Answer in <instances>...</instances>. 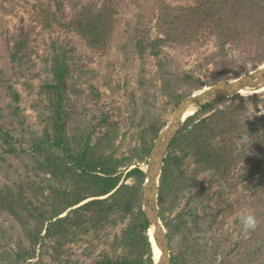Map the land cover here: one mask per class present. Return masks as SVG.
Listing matches in <instances>:
<instances>
[{"label": "rangeland", "instance_id": "rangeland-1", "mask_svg": "<svg viewBox=\"0 0 264 264\" xmlns=\"http://www.w3.org/2000/svg\"><path fill=\"white\" fill-rule=\"evenodd\" d=\"M202 1L0 0V83L10 84L20 96L15 103L0 88V127L12 132L15 146L23 151L17 156L0 147V195L7 186L14 189L22 179L27 180V173L36 178L30 133L41 136L53 129L42 117V109L35 108L40 101L43 107L50 103L42 87L50 84L46 71L53 49H61L67 66L60 85L63 103L59 126L63 135L72 137L86 130L95 144L102 135L111 134L117 158L133 156L132 167L137 164L145 170L149 159L139 158L138 154L143 141L151 142L149 133H143L151 120L157 117L170 123L176 109L174 97L190 90L183 81L184 74L210 84L215 69L213 43L205 47L194 44L164 47L165 57L168 55L172 63L167 68L170 73H162L158 58L150 51L151 42L162 35L159 18L167 7L178 12ZM83 8L109 11L113 16L115 30L106 51L92 50L74 31L72 22ZM45 9L57 15L52 29L39 23L41 16H48ZM58 22L71 26L59 28ZM135 28L142 29L138 39L147 48L145 59L126 47ZM257 94L262 95L253 99V94H248L222 108L243 104L241 125L250 122L252 127L264 129V91ZM233 137V155H239L246 149L247 141L243 133ZM224 138H218L220 143ZM174 154L182 158L174 171L176 178H181L177 182L181 186L182 180L188 187L176 202L174 195L169 197L168 206L170 209L174 203L173 217L182 211L189 226L170 243L171 255L187 254L188 264H264V168L258 169L255 159H243L240 154L242 158L238 157L226 180L213 170L202 171L193 155L181 154L179 150ZM248 213L255 214L259 225L256 230L245 232L240 218ZM122 227L107 226L99 233L101 238L78 234V240L65 246L62 262L53 250L55 240L45 239L31 264H67V259L69 264H96L100 252H111L105 242L112 243ZM20 241L28 246L19 224L8 213L0 215V264H5L2 260L8 254L16 253Z\"/></svg>", "mask_w": 264, "mask_h": 264}, {"label": "trees", "instance_id": "trees-1", "mask_svg": "<svg viewBox=\"0 0 264 264\" xmlns=\"http://www.w3.org/2000/svg\"><path fill=\"white\" fill-rule=\"evenodd\" d=\"M174 11L165 8L158 23L162 35L150 45L151 55L158 58L162 73L168 75L170 71L167 68L172 63L168 55L165 57L164 47L194 44L205 47L213 43L216 49L211 83L190 73L184 74L183 81L190 90L174 97L175 107L206 86L235 79L264 64V0H203L196 7ZM44 13L48 16H41L39 23L46 29H52L57 15L48 9ZM113 22L109 11L83 8L72 25L92 50L104 52L115 30ZM70 26L69 23L58 22L59 28ZM139 34L142 35V29L135 28L126 47L145 59L147 48L138 39ZM50 61L51 65L46 71V80L50 84L42 87L50 103L43 107L40 101L35 108L42 109V117L48 120L47 125L53 129L41 136L30 133L32 159L36 163L32 170L36 178L27 173V180L22 179L14 189L7 186L0 195V215L8 213L19 224L28 246H23V241H20L16 253L8 254L2 262L31 264L38 247L45 244V239L55 240L53 250L62 262L65 246L71 244L78 234L101 238L98 235L107 226H123L112 243L105 242L111 252H100L96 264H155L150 224L143 211L147 179L145 170L137 164L132 167L133 156L117 158V151L111 144L114 137L111 134L102 135L95 144H92L93 137L86 130L72 137L63 135L59 126L63 103L60 85L67 74V66L60 48L53 49ZM5 84L0 88L8 92L13 102L18 103L20 96L17 91L10 84ZM261 95L253 94L250 98L258 99ZM241 97L223 98L203 106L171 145L160 179L158 197L160 217L170 243L189 226L182 211L173 217L174 203L170 209L168 206L169 197L174 195L176 202L188 187L182 180L181 186L177 182L181 178H176L174 171L182 158L174 154L176 150L184 155H193L202 171L213 170L221 179H229L238 157L242 158L240 154H243V159H255L258 169L264 168V129L252 127L250 122L248 125L242 122L241 125L240 116L245 111L243 104L222 108L225 103ZM166 125L161 118L151 120L149 128L143 132L149 133L151 142L143 141L139 158L149 159L153 142ZM239 133H243L247 141L246 149L239 155H233V135L236 137ZM222 136L226 138L220 143L218 138ZM15 140L12 132L0 127V147L19 156L23 151L17 149ZM127 179L133 181L126 183ZM179 255H171L172 264H188L189 256ZM65 263L69 264L70 260H65Z\"/></svg>", "mask_w": 264, "mask_h": 264}, {"label": "water", "instance_id": "water-1", "mask_svg": "<svg viewBox=\"0 0 264 264\" xmlns=\"http://www.w3.org/2000/svg\"><path fill=\"white\" fill-rule=\"evenodd\" d=\"M262 90H264V69L258 67L236 79L223 80L197 91L181 101L170 123L155 139L145 171L147 179L143 194V211L161 248L159 258L155 257L154 250L155 264H172L170 240L160 217L158 200L160 179L172 143L203 106L219 99L257 94ZM150 241L152 242L151 238Z\"/></svg>", "mask_w": 264, "mask_h": 264}, {"label": "clouds", "instance_id": "clouds-1", "mask_svg": "<svg viewBox=\"0 0 264 264\" xmlns=\"http://www.w3.org/2000/svg\"><path fill=\"white\" fill-rule=\"evenodd\" d=\"M240 222L245 232L254 231L259 225V220L253 213L242 215L240 218Z\"/></svg>", "mask_w": 264, "mask_h": 264}, {"label": "bare ground", "instance_id": "bare-ground-1", "mask_svg": "<svg viewBox=\"0 0 264 264\" xmlns=\"http://www.w3.org/2000/svg\"><path fill=\"white\" fill-rule=\"evenodd\" d=\"M260 67H261L262 69H264V64H262ZM262 91H264V90H262ZM258 93H259V92H258ZM146 170H147V167H146L145 171H146ZM149 233H150V238H151V240H152V244H153V246H154L155 257H156V258H159L160 254H161V248H160L159 244L157 243V241H156V239H155L154 231H153L152 229H150Z\"/></svg>", "mask_w": 264, "mask_h": 264}]
</instances>
